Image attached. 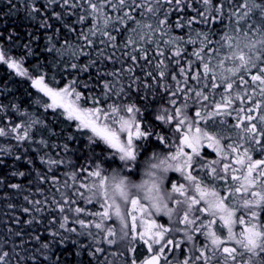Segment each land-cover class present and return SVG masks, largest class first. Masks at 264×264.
<instances>
[{
	"label": "snow or ice",
	"instance_id": "obj_1",
	"mask_svg": "<svg viewBox=\"0 0 264 264\" xmlns=\"http://www.w3.org/2000/svg\"><path fill=\"white\" fill-rule=\"evenodd\" d=\"M6 4L0 23L16 9L14 0ZM26 7L36 32L25 33V58L43 38L49 70L65 85L55 87L56 74L41 64L33 78L24 58L6 59V50L0 62L38 90L30 108L75 125L57 132L43 116L0 102V138L17 149L0 146V170L5 156L29 168L0 172V187L28 192L12 218L19 230L9 229L20 240L13 251L24 252L15 264H64L58 249L69 244L91 264H264V0H26ZM0 38L20 37L13 30ZM153 144L159 150L149 152ZM15 176L30 177L35 192L6 183ZM10 262L0 251V264Z\"/></svg>",
	"mask_w": 264,
	"mask_h": 264
},
{
	"label": "trees",
	"instance_id": "obj_2",
	"mask_svg": "<svg viewBox=\"0 0 264 264\" xmlns=\"http://www.w3.org/2000/svg\"><path fill=\"white\" fill-rule=\"evenodd\" d=\"M14 2L16 3V9H14L11 14L3 16V22L0 23V31H3L4 35L7 36L9 32H12L14 30L15 32L19 33L20 38L15 41H8L6 39L0 38V49L6 50V59H16L19 61L21 58H24L21 67L22 69L27 70L28 73L33 76V78L36 77V73L34 70L35 66L37 64L45 65V67L42 69L43 72L48 73L49 76L56 74V80L58 81V84H56L55 87H63L65 85V79L57 72L55 68H52L51 71L49 70L48 66L51 65L52 57L43 51L45 46V41L43 40V38L39 41L38 45L36 43L32 45L36 55L27 56L25 58L26 49L20 47V45L26 42V31L36 32V26L35 22L31 21L27 15L26 0H14ZM9 7L10 6L6 4V0H0V12L7 13L9 11ZM56 11H60V9L57 8ZM189 15H193V13L189 12ZM75 18V16L66 17L69 23H71ZM57 26L59 27V25ZM196 27L202 28L203 25H198ZM222 28V25L219 26L217 28V31H221ZM39 34L41 36L43 35L42 33ZM175 34H182L181 30L175 29ZM64 36H67L70 41L74 39L71 33H67L64 29H61V37ZM121 38H123L122 34L118 35L117 41L119 42ZM8 49H10V51H7ZM192 49L193 45L187 46L188 54H191ZM86 60L87 57H81V63L85 62ZM109 67H111V65H109ZM64 75L67 76L66 73ZM67 79L70 80L71 77L68 76ZM0 88H5L6 90V94L0 96V102L6 104L9 102H15L18 103L23 109L33 111L37 115L43 116L57 132H60L61 128H64L67 132L74 131L75 122H65L64 117H60L59 120L53 122V115L51 110L45 112L43 108H38L35 105L30 108L29 105L32 104V99L37 96L38 90L31 87V81L27 77L19 76L16 70L9 69L3 62H0ZM29 93L32 94L31 97L28 95ZM39 95L43 96L42 93H40ZM9 116L11 117L13 122H19V120L21 119V117H18L12 113H9ZM67 123H71L73 127H67ZM51 142L59 141H56V139L53 138ZM84 142L85 141L81 139V146L84 144ZM15 144L16 142L14 140L0 138V146H12V150L14 152L17 151V149L15 148ZM70 146L73 145L70 144ZM56 151L58 150H52V154L54 156L56 154ZM31 155L33 156V158H35V153H31ZM4 160L8 164V168L0 170V172H2L3 174H8L9 172L14 171L15 167H18L20 171H29L28 166L25 164L17 163L16 166L13 167V161L8 156H5ZM36 167L42 168L43 166L40 165L37 161ZM58 171L63 172L65 171V169L61 168ZM29 179L30 177L28 176H15L10 177V179L7 180L6 183H19L27 187H31L34 193L35 187L37 185H29ZM53 191L55 190L53 189ZM24 195H28V192L26 190H13L6 187H0V246H2L0 247V251H9L11 253L10 264H15V261L19 259L16 256V252H19L20 255H24L23 249L20 247H16L15 251H13L14 246L19 244L20 240L17 237L11 236L9 232V229L19 230L18 226L15 225L12 218L15 215H19L20 206L26 205V202L23 200ZM9 204L16 205V209H9ZM24 218L25 217H22V219ZM109 223L116 225L113 223V221H110ZM113 250H115V248ZM58 253L64 260V264H91L90 259L87 255H84L82 257L75 255L74 248L71 244H69L67 248L58 249Z\"/></svg>",
	"mask_w": 264,
	"mask_h": 264
},
{
	"label": "flooded vegetation",
	"instance_id": "obj_3",
	"mask_svg": "<svg viewBox=\"0 0 264 264\" xmlns=\"http://www.w3.org/2000/svg\"><path fill=\"white\" fill-rule=\"evenodd\" d=\"M206 91H207V90H206ZM217 92H223V88L218 89ZM216 99H220V96L217 95V96H216ZM237 104H238V103H237ZM237 106H238V105H237ZM232 118H233V117H229V118H228V121H233ZM230 119H231V120H230ZM233 122H234V121H233ZM157 150H159V146L156 145V144L151 145L150 148H149V152H150V151H157ZM207 151H208V153L211 154V158H215V157H214V154L211 153V149H208ZM145 155H147V153H146ZM138 174L140 175V174H142V173L138 172ZM171 175H173V176L175 177V176H177L178 174H171ZM136 176H137V174H136ZM159 219H160V222H166V220H167V218H159Z\"/></svg>",
	"mask_w": 264,
	"mask_h": 264
},
{
	"label": "rangeland",
	"instance_id": "obj_4",
	"mask_svg": "<svg viewBox=\"0 0 264 264\" xmlns=\"http://www.w3.org/2000/svg\"><path fill=\"white\" fill-rule=\"evenodd\" d=\"M201 27V26H200ZM123 37V36H122ZM121 40H122V38H121ZM120 40V41H121ZM15 70V69H14ZM57 87V86H56ZM48 99V98H47ZM217 101H219L220 99H216ZM50 102V101H49ZM231 120V119H230ZM232 120L234 121V118H232ZM233 121H229V123H233ZM141 175V174H140ZM138 173H137V178H139V176H140ZM113 223L114 224H116V227L118 228V224L116 223V221H114L113 220ZM140 256H141V258H145L146 256L144 255V253L143 252H141L140 253Z\"/></svg>",
	"mask_w": 264,
	"mask_h": 264
},
{
	"label": "water",
	"instance_id": "obj_5",
	"mask_svg": "<svg viewBox=\"0 0 264 264\" xmlns=\"http://www.w3.org/2000/svg\"><path fill=\"white\" fill-rule=\"evenodd\" d=\"M147 258V257H146Z\"/></svg>",
	"mask_w": 264,
	"mask_h": 264
}]
</instances>
